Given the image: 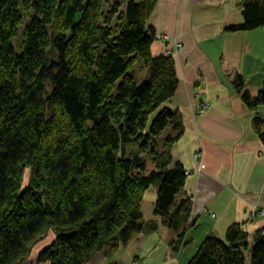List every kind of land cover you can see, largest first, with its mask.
<instances>
[{
  "label": "trees",
  "instance_id": "1",
  "mask_svg": "<svg viewBox=\"0 0 264 264\" xmlns=\"http://www.w3.org/2000/svg\"><path fill=\"white\" fill-rule=\"evenodd\" d=\"M155 1L0 0V264H28L48 233L35 264H87L157 226L182 245L191 209L172 148L184 126L169 107L180 82L172 53H151ZM241 14L226 30L264 28V0ZM233 86L247 108L264 104V86L254 97ZM150 188L156 221L141 210ZM187 264H264V230L233 224Z\"/></svg>",
  "mask_w": 264,
  "mask_h": 264
},
{
  "label": "crops",
  "instance_id": "2",
  "mask_svg": "<svg viewBox=\"0 0 264 264\" xmlns=\"http://www.w3.org/2000/svg\"><path fill=\"white\" fill-rule=\"evenodd\" d=\"M244 1H155L148 25L167 39L155 40L151 53L170 51L180 82L169 107L180 111L184 134L172 157L188 173L178 198L190 201V220L178 251L171 246L178 233L157 226L88 264H187L204 239H222L233 224L250 234L264 230V104L247 108L233 86L240 78L250 96L262 90L264 28L226 30L242 22ZM155 196L150 188L143 197L144 220L156 221ZM44 247L34 246L27 262Z\"/></svg>",
  "mask_w": 264,
  "mask_h": 264
},
{
  "label": "rangeland",
  "instance_id": "3",
  "mask_svg": "<svg viewBox=\"0 0 264 264\" xmlns=\"http://www.w3.org/2000/svg\"><path fill=\"white\" fill-rule=\"evenodd\" d=\"M115 1H118V0H108L107 4L104 5V10H107L110 7V5H112ZM164 37H165V35H160L161 40H164ZM166 39H167V37H166ZM128 73L132 76V78L134 79V82L137 85H140V84H142L148 80V72L146 69L141 67L140 63H138L135 67L131 68ZM158 148L159 149L162 148V141L161 140H158ZM260 215H262V213H260ZM43 237L38 239L37 242L35 243L34 246L36 247V249L38 248V245L41 243H45V246L49 245L53 239V235H50L49 233L45 234V237L44 238ZM40 251H41V249H40ZM26 261H32V258L31 259L28 258ZM27 263L29 264L30 262H27Z\"/></svg>",
  "mask_w": 264,
  "mask_h": 264
},
{
  "label": "built area",
  "instance_id": "4",
  "mask_svg": "<svg viewBox=\"0 0 264 264\" xmlns=\"http://www.w3.org/2000/svg\"><path fill=\"white\" fill-rule=\"evenodd\" d=\"M155 37H156V38H160L159 35H156ZM164 39H166V36L164 37ZM197 109H198V110H201L202 108H201V106H199V107H197ZM261 152H262V154H264V148H263V150H262ZM260 154H261V153H260ZM186 174H187V172H186Z\"/></svg>",
  "mask_w": 264,
  "mask_h": 264
}]
</instances>
